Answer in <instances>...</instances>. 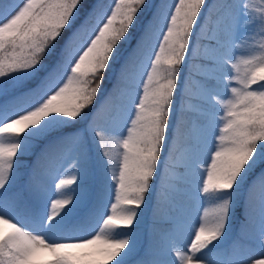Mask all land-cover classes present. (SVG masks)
<instances>
[{
	"label": "snow or ice",
	"instance_id": "1",
	"mask_svg": "<svg viewBox=\"0 0 264 264\" xmlns=\"http://www.w3.org/2000/svg\"><path fill=\"white\" fill-rule=\"evenodd\" d=\"M256 35L264 0H0V264H264Z\"/></svg>",
	"mask_w": 264,
	"mask_h": 264
},
{
	"label": "trees",
	"instance_id": "2",
	"mask_svg": "<svg viewBox=\"0 0 264 264\" xmlns=\"http://www.w3.org/2000/svg\"><path fill=\"white\" fill-rule=\"evenodd\" d=\"M158 2V0H157ZM172 1L169 0V3ZM209 3L216 2V0H208ZM219 24L223 25V20L219 18H214L212 20H209L208 23L206 24V28H210L213 30H219ZM264 42V36L261 35H256L253 40L249 42V53L250 54H255V50H258L260 47V44ZM195 71V69H194ZM122 96L117 95L115 96L109 103V111H112L115 107H117L122 101ZM187 131L189 134H194L195 131V114H191L188 124H187ZM175 209H172L169 207L167 203H163L159 209V223L156 225L157 229L163 230L168 227V221L170 216L175 212ZM147 222L148 225H151L152 223V213L149 211L148 217H147ZM81 235H84V233H81ZM190 237L185 236L183 243L186 244V241L189 240Z\"/></svg>",
	"mask_w": 264,
	"mask_h": 264
},
{
	"label": "rangeland",
	"instance_id": "3",
	"mask_svg": "<svg viewBox=\"0 0 264 264\" xmlns=\"http://www.w3.org/2000/svg\"><path fill=\"white\" fill-rule=\"evenodd\" d=\"M172 1V0H171ZM256 2H259V0H256ZM222 25L219 24V27H221ZM122 101V100H121ZM61 178H70V176L68 175H61ZM57 183L59 182V180L56 181ZM26 223V222H25ZM26 227H27V223H26ZM188 240L186 241V244H187Z\"/></svg>",
	"mask_w": 264,
	"mask_h": 264
}]
</instances>
